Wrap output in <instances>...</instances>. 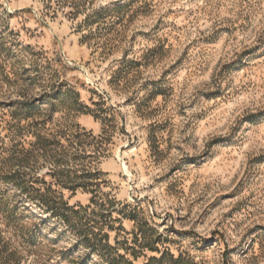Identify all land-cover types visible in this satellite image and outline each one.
I'll use <instances>...</instances> for the list:
<instances>
[{"label":"rangeland","instance_id":"obj_1","mask_svg":"<svg viewBox=\"0 0 264 264\" xmlns=\"http://www.w3.org/2000/svg\"><path fill=\"white\" fill-rule=\"evenodd\" d=\"M114 257L264 264V0H0V264Z\"/></svg>","mask_w":264,"mask_h":264},{"label":"trees","instance_id":"obj_2","mask_svg":"<svg viewBox=\"0 0 264 264\" xmlns=\"http://www.w3.org/2000/svg\"><path fill=\"white\" fill-rule=\"evenodd\" d=\"M59 183L58 180L56 179V184ZM44 195V194H43ZM46 196L43 197V204H45L46 206L49 207V209H51L56 216H61L64 219H68V212L73 211L74 213H78L80 214L81 209H76V208H71L68 206V204L66 202L63 201L62 197H58V198H49L46 194L44 195ZM122 257V256H119ZM124 259V257H122ZM118 261V257H114L112 260H110L111 264H117ZM129 264H133L131 262H128Z\"/></svg>","mask_w":264,"mask_h":264}]
</instances>
